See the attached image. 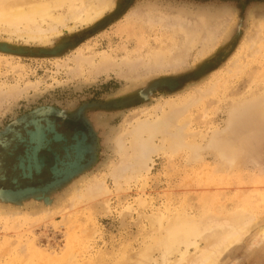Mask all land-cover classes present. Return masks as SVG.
<instances>
[{"label": "rangeland", "instance_id": "374dc122", "mask_svg": "<svg viewBox=\"0 0 264 264\" xmlns=\"http://www.w3.org/2000/svg\"><path fill=\"white\" fill-rule=\"evenodd\" d=\"M114 1L95 21L70 18L55 34L44 22L49 31L40 38L0 25V40L31 47H53L78 33L58 55L0 51V157L7 144L17 151L0 169V264H117L128 246L140 248L160 235L175 211L203 217L238 208L253 218L250 233L218 264H264V241H256L264 227V0ZM115 8L119 17L97 23ZM88 29L93 31L84 34ZM230 45L227 58L204 75L183 78ZM162 49L170 50L169 64L153 59ZM105 57L112 66H104ZM167 75H181L180 85L156 88L147 101L130 107H91ZM160 115L172 117L171 124L153 143L170 145L172 132L183 135L187 146L180 137L182 148L159 149L150 170L139 171L135 160L149 135L137 140L134 132ZM60 119L74 129L72 136ZM48 128L52 141L36 151L43 169L25 172L21 163L35 147L16 149L15 143ZM214 139L224 140L226 154L228 148L237 155L231 166L220 165V152L207 146ZM194 146L207 148L198 150L203 157H191ZM59 147L69 148V161H56L67 157ZM6 175L16 177L12 185L4 182ZM96 185L105 190L98 186L90 196Z\"/></svg>", "mask_w": 264, "mask_h": 264}, {"label": "bare ground", "instance_id": "6f19581e", "mask_svg": "<svg viewBox=\"0 0 264 264\" xmlns=\"http://www.w3.org/2000/svg\"><path fill=\"white\" fill-rule=\"evenodd\" d=\"M114 6H115L114 0H23V1L0 0V25H1V27L3 25L6 29L10 28L11 29L10 31L20 32L23 34L26 33L30 37H34V38L37 36L39 37L40 35L43 36L44 34H45L44 36H47L46 33L49 30H47V29L45 30L42 27L43 26L42 23H44V22L49 23L50 31L51 32L53 31L55 34L54 30H57V27H58L57 25L65 24L66 21L70 18L73 19L74 21H77V22L78 21L79 22H86V23L93 22L96 19L100 18L102 15H104L108 9H110ZM62 7L67 8L68 12L66 11L67 12L66 14L62 13V12L61 13L58 12V10ZM169 52H170V50H165V49L155 51L153 53L154 61L158 62L159 64H163V63L169 64L171 62L170 60H172L170 58ZM81 59L83 60L84 58H81ZM87 59H89V58H87ZM78 60L80 61V59H78ZM182 60H183V58H182ZM129 61H130V59H129ZM103 64L106 67H110L113 65V62H112L110 57H105L103 59ZM176 64H177V62H176ZM188 105H190V104H188ZM188 105H186V106H188ZM184 108H186V107H184ZM159 114H161V113L159 112ZM162 114H164V116H169V113H168V115L167 114L165 115V112H162ZM160 116H161V118H160ZM160 116L156 117L158 120H156V118H155V120L152 119V121H154L153 123L151 121H148V122H143V123L139 124L138 127L136 128L137 130L134 132V138L137 140L139 138L141 139L145 133H147L149 135V137L145 136V138L148 139L147 143L144 145V147L146 146V148H144L145 152L143 153V155L139 154L140 156H138V157L136 156L137 160H135V161H138L137 165H138L139 171L140 170L141 171L150 170V168H151L150 163H152L154 161L153 155L159 149L166 148V147H168V148L170 147L173 149H176V148L178 149V147H179V149H180V147L181 148L183 147L182 146L183 144H181V145L179 144V141H180L179 138L181 137L179 134L182 133V131L180 129L179 130L181 132L179 131V133L177 134V135H179V138L177 136L173 137L174 135H172V132H171V134L169 132V134H170L169 137L171 136L169 142H171V143L168 142V144H170V145H166L165 143L162 145H159V144L156 145L153 143L155 141V138L161 132V130L166 126V124H168L167 119L170 118V117H168L166 119L162 115H160ZM172 121H174V120H172ZM31 122H33V121H31ZM180 122H182V121L180 120ZM169 124H171V122ZM168 125H167V128L169 127ZM174 127L176 128V126H174ZM183 127H184V125H183ZM163 130H165V128ZM49 131H51V129H49V128L47 130L46 129H42V130L39 129L36 131L35 134H34V132L32 133L30 140H28V138H24V139H21L19 143H15L16 149L19 146H30L31 147L32 144L34 145L32 147H35L34 150L31 148L28 155L25 154L28 157H27V159H25V161H22V163H21V166L23 167L24 171H25V169H28L29 173L31 174L33 171H41L43 169V166H42L43 164L41 165V163H38V159H36V151L41 146L48 145L47 143H49V141H52V140L47 139ZM176 131H177V129H176ZM184 132L186 133V131H184ZM213 133H212V135H213ZM59 134H60V132H59ZM173 134H176V133L173 132ZM161 135H162V133H161ZM216 135H217V133H216ZM218 135H222V134H218ZM226 135H227V133H226ZM209 136H211V135H209ZM182 137H183V135H182ZM182 137H181L182 143H185V144L188 143V142H185L184 140H182ZM217 137H219V136H217ZM56 138H57L56 140L62 139L59 135H56ZM171 138L172 139L177 138L176 142H175V139L172 140ZM212 138H214V136ZM229 138H230V136H229ZM193 139H195L194 136H193ZM212 140H211V142H212ZM144 142H145V140H144ZM211 142H210V146H209V144L206 143L207 146L212 148V145H214L216 147V150L218 152H220V154L222 155L220 157L221 158L223 157L222 158L223 161L221 160L222 163L220 165H222L224 163L225 167H226L228 165L227 164V162H228L229 165L231 166L237 155L233 156V153H231L232 149L229 151L228 148H227V154L225 153V149H224L225 147H224V143H223L224 140L222 142L221 141L217 142V139H214V142H216V144H212ZM150 143H151V145H149ZM75 144H74V146H75ZM238 144L239 143H237L236 145L239 146L240 144L239 145ZM188 145H189L188 147H190V144H188ZM199 145H201V144H199ZM232 145L233 144H231V146ZM186 146H187V144H186ZM204 146H206V145H204ZM6 147L7 148H5V150L3 151V156L1 155V157H0V169L7 168L8 163H10V157L17 152L16 150L14 151V150L9 148L10 144H7ZM191 147H193V145ZM62 148H65V154H67V157L62 156V158H58V160L56 158V161H59V160L69 161L68 158H71V156H70L71 151L69 153V151H68L69 148H66V147H59V150H61ZM194 148H196V151ZM194 148H193L194 154H193V150L189 149L191 151V157L192 158H194L193 156H195V154L200 153L201 150L207 149V148L202 149L203 147L201 148V146H198V147L194 146ZM210 148L208 150H210ZM141 149H142V147H141ZM198 150H200V152H198ZM54 151L56 153V156L58 157L57 149H54ZM174 151H176V150H174ZM245 152H247V151H245ZM239 154H241V153L238 152V157H239ZM200 155H201V153H200ZM241 155H240V157H241ZM197 156H198V154H197ZM198 157L201 158L200 156H198ZM65 158H67V159H65ZM189 158H190V155H189ZM85 159H87V158H85ZM224 159H225V161H224ZM236 163H237V160H236ZM238 164H241V163L238 162ZM70 165L73 166V164H70ZM15 166H18V164L15 163L14 167ZM52 168H54V167H52ZM69 169L71 170V168H69ZM130 169H132V168H130ZM124 170L126 171V169H123V173H124ZM133 170H134V168H133ZM133 170H131V171H133ZM118 171H119V169H118ZM136 171H138V170L136 169L135 172ZM61 172H63V171H61ZM26 176H28V175H26ZM15 178H13L9 175H6L3 180L5 183L12 185L13 182L15 181ZM19 179L20 178H18V180ZM125 179H126V177H125ZM98 186L97 187L93 186V187H95V189L89 188V195L91 193H92L91 195H95V193L97 191H99L100 188L101 189L104 188L102 186L101 187L99 186L100 187L99 188ZM19 187L16 186L15 188H19ZM104 190H105V188H104ZM175 212L173 215L174 217H172L173 219L170 222L168 221L167 224H164L162 226V228L163 227L164 228H163V231L161 233H159L160 235H156L155 237L153 236V239H151V240H153L152 242L146 243L145 245H143L140 248L136 247L137 249H133L131 251H128V249H129V246H128V249L126 251L122 252V257L117 261V264H218L221 257L226 252H228L229 249H231L233 246H235L239 242L243 241L248 236V234L250 233V230H251L252 223H253V218L251 216H249V214L247 213V210L245 208H238L236 210H232L230 213H223V214L213 213V212H210V210H209L210 214H208V215L205 214L203 217H201L197 213L196 214L190 213V212L188 213V211H186L185 213L177 212L176 214H175ZM157 218H159V217H157ZM256 241L259 243L264 241V227H262V229L259 231L258 238H256ZM67 260H68V258H67Z\"/></svg>", "mask_w": 264, "mask_h": 264}, {"label": "water", "instance_id": "95a60500", "mask_svg": "<svg viewBox=\"0 0 264 264\" xmlns=\"http://www.w3.org/2000/svg\"><path fill=\"white\" fill-rule=\"evenodd\" d=\"M116 1H117V6L120 5L122 2V0H116ZM121 14L122 13L120 9L119 10L115 9L114 11H111L107 15V17H104L97 23L100 24L109 23L110 21L119 17ZM97 23L96 25H98ZM92 31H93L92 29H88L85 30L83 33L87 34V33H91ZM77 36L78 33H72L67 36H64L60 38L53 47H31L28 45L26 46L25 44H18V43L0 40V51L5 53L21 54V55H58L65 48L73 45L74 42L73 39L76 38ZM233 49H234L233 45H230L228 48H223L218 54L211 57L209 60L203 62L195 70H193L192 74H184L183 78L189 79L190 77H196V78L201 77L211 68L215 67L216 65L221 63L225 58H227V56L230 54V52ZM181 78H182L181 75L162 76L160 78L154 79L153 81H150L145 88L124 95L120 100L112 99L107 101L106 103H93L91 104V107L96 106V107H102L104 109H121L125 107H130L140 102L147 101L152 95L153 90L156 88L168 87L170 89H175L177 86L180 85ZM89 165L87 167H89ZM27 199L29 198H26L24 200Z\"/></svg>", "mask_w": 264, "mask_h": 264}, {"label": "flooded vegetation", "instance_id": "af4514ba", "mask_svg": "<svg viewBox=\"0 0 264 264\" xmlns=\"http://www.w3.org/2000/svg\"><path fill=\"white\" fill-rule=\"evenodd\" d=\"M60 120H62V119H60ZM63 121V120H62ZM62 124V123H61ZM62 126H64L63 128L69 133V136H71V135H73L74 133H75V131H74V129H72L71 127H70V124L69 123H66L65 121H63V124H62ZM51 174H49V176H50ZM49 176H44V177H49Z\"/></svg>", "mask_w": 264, "mask_h": 264}]
</instances>
